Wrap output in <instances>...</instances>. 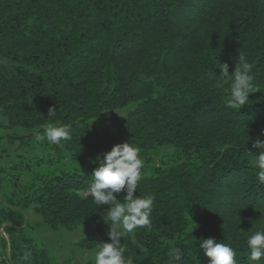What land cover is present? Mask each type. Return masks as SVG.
I'll list each match as a JSON object with an SVG mask.
<instances>
[{
	"label": "trees",
	"instance_id": "1",
	"mask_svg": "<svg viewBox=\"0 0 264 264\" xmlns=\"http://www.w3.org/2000/svg\"><path fill=\"white\" fill-rule=\"evenodd\" d=\"M241 54L264 91V0H0V57L11 64L0 62V127L72 128L70 140L45 144L38 161L50 168L29 184L0 169V264H50L25 233L29 209L52 231L100 219L95 158L127 141L144 161L134 196L155 197L151 226L121 239L133 264H209L196 243L209 237L238 264H264L246 243L264 228V183L250 164L264 92L235 111L224 102L230 81L214 75ZM108 232L77 246L96 250Z\"/></svg>",
	"mask_w": 264,
	"mask_h": 264
},
{
	"label": "clouds",
	"instance_id": "2",
	"mask_svg": "<svg viewBox=\"0 0 264 264\" xmlns=\"http://www.w3.org/2000/svg\"><path fill=\"white\" fill-rule=\"evenodd\" d=\"M216 68L220 70V75L215 72L214 75L230 81L224 100L227 107L238 111L249 105L250 93L264 92L255 83V77L252 74L253 64L248 62L243 54L239 55V64L231 73L227 63L217 62ZM49 110L48 115L56 112ZM119 115L124 117L123 114ZM260 136H264V129H261L260 135L252 140V148L257 151L250 164L260 170L257 173L258 179L264 183V140H261ZM71 138L72 128L66 124H49L42 132L38 131L35 134L36 141L46 140L52 144H60L61 141H68ZM95 163L97 167L91 174L94 179L89 192L97 206H107L100 215L102 221L109 225L110 242L97 243L93 256L94 264H133L132 259L125 256V246L121 243V239L137 228L151 226V213L155 199L151 194L134 196L138 182L142 178L141 169L144 167L140 148L129 141L114 144L102 158L97 156ZM122 191L126 193L123 200L117 198ZM196 243L199 250H202L204 256L208 258L209 264H238L235 259V249L227 243L217 242L212 237L199 239ZM246 243L250 250L249 258L252 261L264 259V228H258L249 235ZM28 255L25 253V258ZM174 256L180 259L179 250H175Z\"/></svg>",
	"mask_w": 264,
	"mask_h": 264
},
{
	"label": "rangeland",
	"instance_id": "3",
	"mask_svg": "<svg viewBox=\"0 0 264 264\" xmlns=\"http://www.w3.org/2000/svg\"><path fill=\"white\" fill-rule=\"evenodd\" d=\"M0 62L6 66L11 64L0 57ZM117 112V113H116ZM119 118H124L127 114L125 111H113L110 113ZM123 114V116L119 115ZM6 121L0 117V124ZM36 130H7L0 127V169H3L8 175H19L22 184H29L37 174H44L50 168L47 165H39V159L49 155V150L45 144L48 141L38 142L35 140ZM11 136H15L12 139ZM31 137V140L24 143L20 138ZM163 154L170 155V148L162 149ZM4 183L0 188V196L3 195L8 186V180L4 177ZM26 235L30 237L36 244L46 249L49 254L50 264H64L69 261L71 264H92L94 263L95 250H84L77 244L93 233L97 228L109 231V225L104 223L102 219L86 226H79L72 231L57 230L52 231L45 227H39L40 218L35 215L32 209L25 213ZM132 234V233H131ZM87 257V259H85Z\"/></svg>",
	"mask_w": 264,
	"mask_h": 264
}]
</instances>
